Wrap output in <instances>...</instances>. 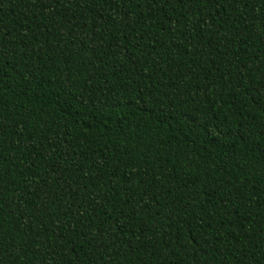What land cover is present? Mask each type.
<instances>
[{
  "label": "trees",
  "instance_id": "16d2710c",
  "mask_svg": "<svg viewBox=\"0 0 264 264\" xmlns=\"http://www.w3.org/2000/svg\"><path fill=\"white\" fill-rule=\"evenodd\" d=\"M0 264H264V0H0Z\"/></svg>",
  "mask_w": 264,
  "mask_h": 264
}]
</instances>
